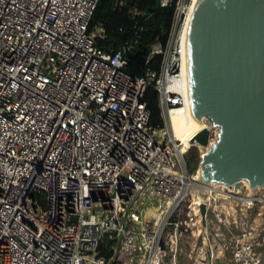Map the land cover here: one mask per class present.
Here are the masks:
<instances>
[{
  "label": "built area",
  "instance_id": "built-area-1",
  "mask_svg": "<svg viewBox=\"0 0 264 264\" xmlns=\"http://www.w3.org/2000/svg\"><path fill=\"white\" fill-rule=\"evenodd\" d=\"M190 1L175 3L165 47L151 46L159 70L137 77L130 47L95 45L99 0H0V264H264V186L200 182L172 131Z\"/></svg>",
  "mask_w": 264,
  "mask_h": 264
},
{
  "label": "water",
  "instance_id": "water-1",
  "mask_svg": "<svg viewBox=\"0 0 264 264\" xmlns=\"http://www.w3.org/2000/svg\"><path fill=\"white\" fill-rule=\"evenodd\" d=\"M201 15L192 31L197 114L218 127L201 162L215 182L263 187L264 0H214ZM209 136L205 128L190 144L205 148Z\"/></svg>",
  "mask_w": 264,
  "mask_h": 264
},
{
  "label": "trees",
  "instance_id": "trees-1",
  "mask_svg": "<svg viewBox=\"0 0 264 264\" xmlns=\"http://www.w3.org/2000/svg\"><path fill=\"white\" fill-rule=\"evenodd\" d=\"M177 1L172 0L170 7L154 9L156 0H99L89 25L90 32L101 30L95 37L96 47L107 53L130 47L124 55L127 70L137 77H142L147 68L158 71L162 56H151V46L159 43L165 47ZM145 101L151 114L150 125L163 126L157 92L153 88L146 90ZM193 156L196 158V154ZM113 245L112 241L105 240L100 255L108 258Z\"/></svg>",
  "mask_w": 264,
  "mask_h": 264
},
{
  "label": "bare ground",
  "instance_id": "bare-ground-1",
  "mask_svg": "<svg viewBox=\"0 0 264 264\" xmlns=\"http://www.w3.org/2000/svg\"><path fill=\"white\" fill-rule=\"evenodd\" d=\"M214 0H191L188 6L187 12V20L184 27V32L181 38L182 49H183V58H184V70L186 73V98L187 102L183 109H179L175 111L171 116L172 123V131L174 137L181 141L183 148L186 149L191 146L190 142L198 132L203 129H208L209 131L214 130L215 136L218 133V127H214L212 123L206 119L205 117H201L197 114V100H199V104L203 103V96L201 92L198 93V97L196 96V85H195V69H194V58H193V50L194 45L192 41V31L193 26L197 21V17L199 14L201 16H205L207 12L210 10L211 5ZM210 143L204 148L199 146L196 142L195 145L204 150L205 152L210 149L213 145L214 139H212ZM202 151V153L204 152ZM210 164H205L204 159L199 165V170H197V180L202 183H210L211 185L217 186V184L230 187L225 182H214L208 176L211 174L209 168ZM208 180V181H206ZM243 185H248L247 180H242ZM194 192L196 194H203L200 189H195ZM193 194V193H192ZM195 195V194H194ZM196 198V197H195ZM202 196L199 197V201ZM151 210V208L149 209ZM148 210V211H149ZM146 212L145 217L150 219L152 217H157L154 214Z\"/></svg>",
  "mask_w": 264,
  "mask_h": 264
},
{
  "label": "rangeland",
  "instance_id": "rangeland-1",
  "mask_svg": "<svg viewBox=\"0 0 264 264\" xmlns=\"http://www.w3.org/2000/svg\"><path fill=\"white\" fill-rule=\"evenodd\" d=\"M210 135H211V138L214 139V141H215L216 136H215L214 130H212V131L210 130ZM202 151H204V150H202L201 148H199L198 146L195 145V146H190V148L185 153V156H184L185 162H186V165L188 166L187 168H188L190 174H192V173L194 174L197 170H199V165L201 164V162L199 161L200 160L199 154H200V152L202 153ZM193 154H196V158L193 156ZM192 195H193L194 199L198 198V200H199V197L202 196V194H196L195 192H193ZM148 212L151 214H154L152 209L149 210ZM182 263L187 264L185 261H183Z\"/></svg>",
  "mask_w": 264,
  "mask_h": 264
}]
</instances>
